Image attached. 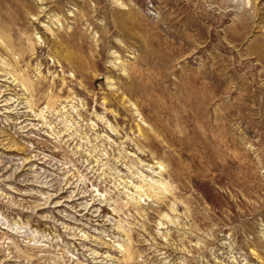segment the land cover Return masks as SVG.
<instances>
[{"label": "rangeland", "instance_id": "rangeland-1", "mask_svg": "<svg viewBox=\"0 0 264 264\" xmlns=\"http://www.w3.org/2000/svg\"><path fill=\"white\" fill-rule=\"evenodd\" d=\"M0 264H264V0H0Z\"/></svg>", "mask_w": 264, "mask_h": 264}]
</instances>
